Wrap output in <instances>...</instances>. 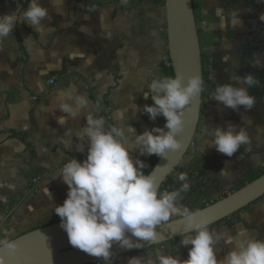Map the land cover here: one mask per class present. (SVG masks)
Here are the masks:
<instances>
[{"label": "crops", "instance_id": "obj_1", "mask_svg": "<svg viewBox=\"0 0 264 264\" xmlns=\"http://www.w3.org/2000/svg\"><path fill=\"white\" fill-rule=\"evenodd\" d=\"M40 2L50 16L43 28L35 30L18 23L0 50V230L20 210L28 193L65 201L68 186L55 176L69 159L83 162L87 158L86 152L78 151L75 130L86 126L88 111L103 117L107 126L118 125V113L122 112L123 125L131 124L137 135L145 128H163L167 122L162 115L153 121L143 111L145 104H154L151 95L145 99L143 93L152 80L165 77L164 5L149 0H58L62 8H53L51 0ZM29 3L0 0V16L15 12L21 17ZM196 12L201 53L207 57L213 86L204 91L191 151L192 157L218 176L209 196L217 198L240 186L249 171L264 167V67L254 64L255 54L264 56V0H196ZM235 70L261 81L260 86L249 89L257 101L251 110L241 107L237 112L212 99L217 85L230 83ZM69 96L73 100H68ZM77 98L85 102L86 109L72 118L59 106L66 101L74 104ZM62 116L68 121L65 125L58 122ZM229 123L247 130L251 151L242 146L231 158L214 146L203 152L211 139L204 134L206 124L227 130ZM67 130L69 135L64 136ZM13 131L25 133L34 146L32 161L23 142L11 135ZM132 155L144 164L148 157L138 149ZM226 168L227 173L221 174ZM34 177L39 178L35 184ZM222 178L226 187L221 190ZM209 229L222 240L218 259L233 246L226 243L228 237H233L236 245H244L250 238L264 239V197ZM182 238L114 257L113 264H127L129 257L147 256L156 249L186 260L190 246H183Z\"/></svg>", "mask_w": 264, "mask_h": 264}, {"label": "clouds", "instance_id": "obj_2", "mask_svg": "<svg viewBox=\"0 0 264 264\" xmlns=\"http://www.w3.org/2000/svg\"><path fill=\"white\" fill-rule=\"evenodd\" d=\"M51 3L53 8H62L58 0H51ZM49 19V10L40 0H30L21 17L15 12L0 16V50L4 40L13 36L18 23H27L32 29L41 30L43 22ZM254 64L264 67L261 53L255 54ZM230 80V83L217 85L212 99L237 112L241 107L251 110L257 101L249 89L260 86L261 81L251 73L241 75L237 70L232 72ZM203 91L204 81L199 75L188 78L187 82L180 74L175 78L152 80L143 95L145 99L151 95L154 104H145L143 111L153 121L162 115L167 122L163 128H145L139 135L131 124L123 125L122 112L118 113V125L107 126L103 117L88 111L86 126L75 130V137L80 141L78 151L86 152L87 158L83 162L69 159L55 176L62 177L68 186L67 198L55 207V213L73 248L103 260L105 264H113L114 245L134 250L143 249L145 244L161 243L162 236L157 229L172 221L173 216H178L186 224L181 243L190 246L188 259L156 249L147 256L129 257L127 264H264V239L255 238L248 239L244 245H236L234 238L228 237L226 243L233 246L223 259H218L217 252L222 251L219 247L221 237L209 229L207 220L180 203L181 194L190 190V184L183 183L179 190L161 193L155 175H145L146 165L132 155L138 149L142 156L166 158L169 152L179 151L183 145L178 136L186 126L184 110ZM68 100L73 98L69 96ZM59 108L77 118L86 109V104L77 98L74 104L66 101ZM135 108L139 113V106ZM58 122L65 125L68 121L62 116ZM204 134L211 139L203 152L207 146H214L218 152L231 158L242 146H248L245 150L251 151V138L243 126L229 123L225 130L223 126L210 128L206 124ZM67 135L68 130L64 136ZM227 171L226 168L221 174ZM177 178L180 182L188 180L186 173H179ZM46 195L51 198L48 189ZM0 249L6 250L0 255V264H7L6 257L15 256L19 244L0 238Z\"/></svg>", "mask_w": 264, "mask_h": 264}, {"label": "water", "instance_id": "obj_3", "mask_svg": "<svg viewBox=\"0 0 264 264\" xmlns=\"http://www.w3.org/2000/svg\"><path fill=\"white\" fill-rule=\"evenodd\" d=\"M164 7L168 56L174 76L183 75L185 82L196 75L203 80L201 48L192 0H164ZM201 104L202 94L195 97L184 110L186 126L183 133L178 136L183 147L179 151L169 152L166 158L159 157L147 174L155 175L159 187L184 160L198 127ZM263 195L264 172L226 196L193 212L198 213L201 219L207 220L210 226L238 212ZM60 224L61 221L55 222L10 239L19 244V249L15 256L6 257L7 264H93L103 261L73 248ZM157 231L162 236V242L158 244H162L182 236L186 231V224L180 217H176ZM155 245L157 244H145L143 248ZM137 250L140 249L124 250L119 245H114L113 258ZM5 252L6 250L0 249V255H4Z\"/></svg>", "mask_w": 264, "mask_h": 264}, {"label": "trees", "instance_id": "obj_4", "mask_svg": "<svg viewBox=\"0 0 264 264\" xmlns=\"http://www.w3.org/2000/svg\"><path fill=\"white\" fill-rule=\"evenodd\" d=\"M149 1H151L155 4L164 5V0H149ZM192 4H193V9H194L195 19L197 22L198 14L196 12V0H192ZM197 33L199 36L198 28H197ZM201 59H202V75H203V81H204V91H205V89L211 90L213 85H212V82L209 78V73H208V68H207L208 60H207V57L203 53H201ZM164 74H165V77L175 78L171 65L164 67ZM204 91L202 93V98L204 95ZM11 135L18 137L23 142V144L25 146V150L28 153L29 161H32L34 159L36 153H35L34 146L28 140L27 135L25 133L16 132V131L11 132ZM158 158L159 157H157L155 155L148 156L146 158V160H145L146 167L143 170L145 175H147L152 170V168L154 167ZM185 168L194 171L196 173V175L193 178H191L188 182H185V183L190 184V190L181 194L182 195V199L180 201L181 203H183L190 210L194 211L196 209L203 208V207L209 205L210 203L219 199V198H215L212 200L208 199L212 190L215 188V186L218 183V176L216 174H214L212 171H210L208 168L204 167L201 164L200 160L195 158V157H192L190 159H186L183 162H181L173 170V172L166 178V180L162 183V185L160 186V192L163 193L164 191L179 190L182 187L183 183H180L177 181V174L176 173L180 170L185 169ZM263 172H264V167L259 169V170H256V171H249L246 175L245 181L240 186L230 190V192L238 189L239 187H241L245 183L254 180ZM230 192H225L221 197L226 196ZM262 197H264V195ZM234 214L229 215L228 217L210 225L209 227H212V226H214V225H216L222 221H227ZM59 221H61L59 216H54V217L50 218L49 220H47L46 222L40 223V224L32 227L31 229L24 231L23 233L30 231L32 229H36V228H39V227H42L45 225H49V224H52L55 222H59ZM171 241H169V242H171ZM157 245H161V244H157ZM151 247H153V246H151ZM148 248H150V247L140 249V251H144Z\"/></svg>", "mask_w": 264, "mask_h": 264}, {"label": "rangeland", "instance_id": "obj_5", "mask_svg": "<svg viewBox=\"0 0 264 264\" xmlns=\"http://www.w3.org/2000/svg\"><path fill=\"white\" fill-rule=\"evenodd\" d=\"M191 148L192 146H190L186 156L184 157V160L190 159L192 157ZM231 177L233 178V176H230V178ZM33 179H35L36 181L33 182ZM33 179L32 182L34 184L39 180L38 177H34ZM225 179L229 180L228 178ZM223 187H226V180H224V178H222L218 188L222 190ZM28 196L29 197L23 201L20 210H18V212L6 222L4 226L5 229L0 230V235L2 234L1 238L11 239L14 236L18 235L19 233H21L22 231L29 229L38 223H44L49 218L58 216L55 213V207L57 205L63 204V201L58 200L57 198L44 199L43 197H40L35 193H28ZM208 199L212 200L215 198L208 197ZM175 217L178 216H173V218ZM5 233L8 234L6 237L4 235ZM93 264H97V263H93Z\"/></svg>", "mask_w": 264, "mask_h": 264}, {"label": "built area", "instance_id": "obj_6", "mask_svg": "<svg viewBox=\"0 0 264 264\" xmlns=\"http://www.w3.org/2000/svg\"><path fill=\"white\" fill-rule=\"evenodd\" d=\"M163 63H164V66H169V65H171L170 58H169L168 55H167L166 57H164V59H163ZM51 82H53V80H51ZM191 146H192V144H191ZM179 173H186V174H187V176H188V180L185 181V182H188L191 178H193V177L196 175V173H195L194 171H192V170H190V169H187V168L178 171V172L176 173V174H177V177H178V174H179ZM35 181H36V180L33 179V182H35ZM177 181L180 182V181L178 180V178H177ZM185 182H180V183H185Z\"/></svg>", "mask_w": 264, "mask_h": 264}]
</instances>
